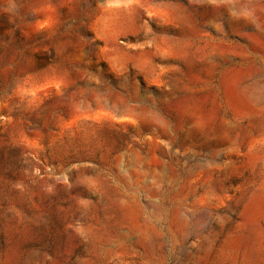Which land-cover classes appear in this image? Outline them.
<instances>
[{"label": "rangeland", "instance_id": "obj_1", "mask_svg": "<svg viewBox=\"0 0 264 264\" xmlns=\"http://www.w3.org/2000/svg\"><path fill=\"white\" fill-rule=\"evenodd\" d=\"M0 264H264V0H0Z\"/></svg>", "mask_w": 264, "mask_h": 264}]
</instances>
